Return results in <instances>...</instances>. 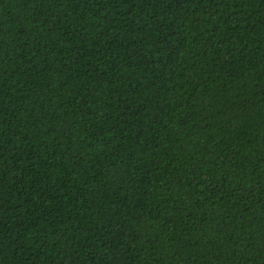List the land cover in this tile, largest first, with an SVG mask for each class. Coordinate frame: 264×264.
<instances>
[{
  "label": "trees",
  "instance_id": "16d2710c",
  "mask_svg": "<svg viewBox=\"0 0 264 264\" xmlns=\"http://www.w3.org/2000/svg\"><path fill=\"white\" fill-rule=\"evenodd\" d=\"M0 264H264V0H0Z\"/></svg>",
  "mask_w": 264,
  "mask_h": 264
}]
</instances>
